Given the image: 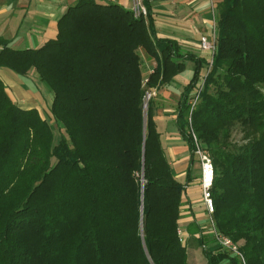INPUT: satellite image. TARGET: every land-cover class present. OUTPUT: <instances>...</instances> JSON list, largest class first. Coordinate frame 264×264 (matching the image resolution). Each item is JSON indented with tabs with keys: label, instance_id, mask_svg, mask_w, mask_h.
Wrapping results in <instances>:
<instances>
[{
	"label": "trees",
	"instance_id": "trees-1",
	"mask_svg": "<svg viewBox=\"0 0 264 264\" xmlns=\"http://www.w3.org/2000/svg\"><path fill=\"white\" fill-rule=\"evenodd\" d=\"M143 3L146 17L77 0L40 49L13 50L0 39V67L22 78L35 71L53 94L47 120L15 103L0 79V264H193L179 236L197 163L192 130L212 158L217 230L247 264H264V0L217 5V50L202 84L208 61L158 38ZM187 61L194 75L176 109L190 152L182 183L157 131L155 98L147 120L144 100ZM52 125L61 134L55 147ZM194 240L207 264H241L210 251L204 231Z\"/></svg>",
	"mask_w": 264,
	"mask_h": 264
},
{
	"label": "crops",
	"instance_id": "crops-1",
	"mask_svg": "<svg viewBox=\"0 0 264 264\" xmlns=\"http://www.w3.org/2000/svg\"><path fill=\"white\" fill-rule=\"evenodd\" d=\"M77 0H0V39L13 50L40 49L57 37L58 22ZM103 2L104 0H99ZM132 9L133 0H105ZM223 0H216L217 5ZM158 38L176 41L182 50L207 60L200 49L201 38L213 33L210 0H148ZM1 50V47H0ZM147 65V64H146ZM151 67H146L147 76ZM195 65L186 62V70L167 87L156 92L153 117L161 135L162 146L176 178L186 179L190 152L177 127V105L181 94L194 75ZM0 79L5 83L13 101L26 109L47 105L37 88L35 71L28 77L0 67ZM196 165V164H195ZM186 185L181 209L180 228L187 243L207 228V212L200 188L201 169ZM196 170V166L194 168ZM195 173V172H194ZM179 180V181H180ZM183 183V182H182Z\"/></svg>",
	"mask_w": 264,
	"mask_h": 264
},
{
	"label": "built area",
	"instance_id": "built-area-1",
	"mask_svg": "<svg viewBox=\"0 0 264 264\" xmlns=\"http://www.w3.org/2000/svg\"><path fill=\"white\" fill-rule=\"evenodd\" d=\"M134 5L131 9L136 16H147V10L144 6L143 0H133ZM211 4V12L213 15V33L211 35H205L201 38L200 42V49L206 53L207 55V61L208 65L204 74V77L208 75L210 72L213 62H214V56L217 50V3L216 0H210ZM146 81H144V84ZM153 91V92H152ZM152 93H147L146 98L150 99L152 95H156L155 90H152ZM199 91L193 98V100L190 102L191 105V112L195 109L199 97H200ZM191 122V119H190ZM192 137L195 144V157L197 161L199 162V166L201 169V178H200V188L202 192V198L206 207V212L210 216V223L213 229L215 242L218 244V247L222 251L229 252L230 254L236 256L238 260L241 262V264H247L245 256L240 251L239 245L234 243L230 238L222 235L217 230L214 220H213V214H214V203L213 198L211 195V190L214 183V167L213 162L210 154L205 151L202 148V145L200 141L198 140L196 134L192 130ZM179 236L181 241H184L185 234L182 232L181 228L179 229Z\"/></svg>",
	"mask_w": 264,
	"mask_h": 264
},
{
	"label": "rangeland",
	"instance_id": "rangeland-1",
	"mask_svg": "<svg viewBox=\"0 0 264 264\" xmlns=\"http://www.w3.org/2000/svg\"><path fill=\"white\" fill-rule=\"evenodd\" d=\"M104 3H108L106 2L105 0L103 1ZM146 60V59H145ZM151 62H148L146 67H151ZM145 67V68H146ZM205 71L206 69L204 68V70L202 71V76H201V80L203 79V76L205 74ZM144 74H146V72H144ZM203 80L200 82V84H202ZM35 83H36V86L37 88L42 92V94L44 95L45 97V101H47V106H50L51 105V102H52V99H53V94L49 88V86L46 84V83H42L39 79L36 81L35 80ZM152 91V90H151ZM151 91H149V93H152ZM157 92V91H156ZM155 92V93H156ZM154 99L156 98V95H152L150 97V99L146 98L144 100V105L146 104V108L144 109V116H145V119L147 120V115H148V106H149V103H150V100L151 99ZM47 106L46 105H42L40 111H43L44 115L47 116V120H50L49 119V112H48V109H47ZM23 108H26L23 106ZM52 128H53V139H52V145L53 147L57 146L60 142V139H61V134H60V131H59V127L56 126V125H52ZM232 140L233 142H240L242 141V134L240 133V131L238 129L234 130L233 134H232ZM196 170L194 171L195 173L194 174H198L199 172V162L197 161L196 163ZM180 180V179H179ZM180 182H183L185 183L186 182V179L185 178H181ZM207 228L205 229V235L209 238L210 240V243L208 244V249L210 251H216L217 248H218V244L215 241V238H214V233H213V229H212V226H211V223H210V216L207 214ZM186 236L184 237V243H186ZM212 240V242H211ZM188 246H189V253H190V261L193 263V264H207V260L202 252L201 249H199L197 243L195 242L194 238H192L189 242H188ZM221 264H230L228 260H225L223 261Z\"/></svg>",
	"mask_w": 264,
	"mask_h": 264
},
{
	"label": "water",
	"instance_id": "water-1",
	"mask_svg": "<svg viewBox=\"0 0 264 264\" xmlns=\"http://www.w3.org/2000/svg\"><path fill=\"white\" fill-rule=\"evenodd\" d=\"M146 108V104L144 105V109ZM142 178H144V176H142Z\"/></svg>",
	"mask_w": 264,
	"mask_h": 264
}]
</instances>
